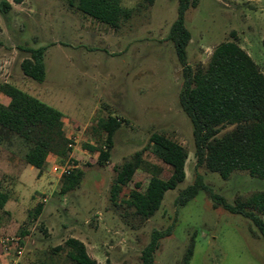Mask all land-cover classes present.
<instances>
[{"label":"rangeland","instance_id":"obj_1","mask_svg":"<svg viewBox=\"0 0 264 264\" xmlns=\"http://www.w3.org/2000/svg\"><path fill=\"white\" fill-rule=\"evenodd\" d=\"M2 1L12 8L6 18L0 13V84L11 83L63 113L71 151L64 159L51 156L41 174L34 168V177L18 185L14 202L9 201V214H0V236L21 239L20 264H75L65 252H54L69 238L81 240L98 264H142L152 233L171 226L172 234L161 241L155 264H181L193 238L190 264H264V240L248 220L214 209L205 192L186 207L176 204L179 192L193 183L196 174L193 127L179 104L182 67L167 40L179 1L155 0L145 10L140 8L143 0H121V6L135 10V15L119 29L80 12L78 0ZM185 23L192 35L188 47L192 67L207 65L214 49L234 35L264 73V0H199L198 7L186 13ZM41 46L47 47V76L37 83L24 76L21 64L29 57L26 49ZM3 96L0 93V99ZM108 116L120 119L122 127L114 137L110 161L101 167L99 154L83 147H104L106 135L96 125ZM153 134L186 148L187 178L177 190L167 192L154 217L141 223L123 217L127 210L122 202L135 183L145 189L151 176L136 173L120 194L121 207L111 202V187L114 167L144 149V159L162 168L163 178L170 176L149 142ZM0 139L17 154L30 148L1 127ZM55 165L83 171L81 185L61 195L63 176L53 171ZM198 172L232 204L264 190L263 180L245 172L227 181L205 168ZM39 204L44 209L36 216ZM17 249L10 245L9 257L0 246V264H9Z\"/></svg>","mask_w":264,"mask_h":264},{"label":"trees","instance_id":"obj_2","mask_svg":"<svg viewBox=\"0 0 264 264\" xmlns=\"http://www.w3.org/2000/svg\"><path fill=\"white\" fill-rule=\"evenodd\" d=\"M24 1L14 0L16 4ZM178 1V16L167 40L174 45L182 67L179 104L193 127L196 174L193 183L179 192L176 204L186 207L201 192H205L214 209L221 208L231 215L248 220L257 230L256 236L264 240V190L239 197L232 204L208 186L198 172L205 168L225 181L237 172H245L264 181V73L234 35L233 40L223 42L214 49L207 65H189L188 47L192 35L186 26L185 17L191 8L198 7L199 0ZM77 2L80 12L116 29L135 15V10L121 6V0ZM154 3L155 0H143L140 8L146 10ZM11 8L7 1L0 2V13L5 18ZM46 51L45 46L26 49L29 57L21 64L24 76L37 83L45 82ZM0 93L9 99L8 105L0 103V127L30 147L24 157L28 165L43 171L49 157L64 159L68 156L71 151L64 133L63 113L11 83L0 84ZM96 126L106 135L104 147L99 149L84 145L83 148L98 153V165L104 167L110 161L114 137L122 127V121L115 116H108L99 119ZM149 142L156 147L162 163L170 169V176L163 178L162 168L144 159V149L114 167L116 177L111 187V202L115 207H121L120 194L133 182L136 173L141 170L151 176L145 189L141 183H135L128 199L122 202L127 210L123 217H132L141 223L154 217L161 209L167 192L177 190L187 178L189 152L185 147L161 134H153ZM83 176V171L79 169L64 175L61 195L77 189ZM9 199L7 183L0 177V214H9L5 211ZM43 209L44 205L39 204L35 210L36 216ZM172 230L173 226L152 233L150 242L142 251V264H155L161 241L171 236ZM194 250L193 238L181 264L191 263ZM54 252H65L75 264H98L89 255L86 245L76 238L67 239Z\"/></svg>","mask_w":264,"mask_h":264},{"label":"crops","instance_id":"obj_3","mask_svg":"<svg viewBox=\"0 0 264 264\" xmlns=\"http://www.w3.org/2000/svg\"><path fill=\"white\" fill-rule=\"evenodd\" d=\"M0 103L4 105L9 104V99L5 96H3V99H0ZM64 122H65V116H64ZM2 139H0V177L5 180L7 183V187L9 190V201H12V197H14L15 193H19V186L21 183L27 179L33 178L34 175H32V172L34 170V167L28 165L25 160V154H17L16 152H13L11 148L8 146H4ZM51 157L48 158V161ZM30 166V167H29ZM44 171V170H43ZM43 171H39L41 174ZM39 173L35 176L37 182H41V180L37 179V176ZM22 183V184H23ZM42 185V184H41ZM15 192V193H14ZM8 201V203H9ZM8 203L5 207V211L9 212Z\"/></svg>","mask_w":264,"mask_h":264},{"label":"built area","instance_id":"obj_4","mask_svg":"<svg viewBox=\"0 0 264 264\" xmlns=\"http://www.w3.org/2000/svg\"><path fill=\"white\" fill-rule=\"evenodd\" d=\"M75 168H76L75 166L62 167L59 165H55L53 168V171L59 172L62 176H64V175H70V173ZM20 240H21L20 238H15V237L14 238L13 237L8 238V237H1L0 236V246L2 247V249L4 251V254H7V256H9V257L11 256L9 254L10 245H14V246L18 247L16 255L10 259L9 264H20V262H21L23 251L20 247Z\"/></svg>","mask_w":264,"mask_h":264}]
</instances>
